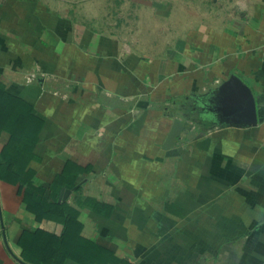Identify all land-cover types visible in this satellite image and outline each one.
I'll use <instances>...</instances> for the list:
<instances>
[{
  "label": "crops",
  "instance_id": "crops-1",
  "mask_svg": "<svg viewBox=\"0 0 264 264\" xmlns=\"http://www.w3.org/2000/svg\"><path fill=\"white\" fill-rule=\"evenodd\" d=\"M218 2L226 13L0 0V83L41 122L20 179L0 178V264H28L25 231L64 233L28 210L29 191L41 212H79L81 236L113 256L86 264H264V0ZM232 74L261 105L258 126L196 122L197 96ZM73 167L85 171L63 186Z\"/></svg>",
  "mask_w": 264,
  "mask_h": 264
},
{
  "label": "trees",
  "instance_id": "trees-1",
  "mask_svg": "<svg viewBox=\"0 0 264 264\" xmlns=\"http://www.w3.org/2000/svg\"><path fill=\"white\" fill-rule=\"evenodd\" d=\"M14 108L24 109L26 113L25 118L22 119V113L17 112ZM9 111L13 112L10 116L16 117L12 120L10 118L8 121L4 114ZM258 111L259 113L261 112V105L259 103ZM31 112V105L10 96L5 92V88L0 83V136L2 137L4 132L9 133V137L2 150L5 160L4 165L0 166V178L2 179L17 182L20 179V175L14 172V168L19 167L20 170H24L35 158L34 147L37 143V135L41 122ZM4 168L5 174L4 171L2 172ZM84 171L85 169L80 167L66 169L61 177L71 180V183L67 184L64 182L63 186L74 187L73 182L75 180L73 179ZM26 203L28 210L35 213L37 218L52 217L61 221L65 226L61 237L43 231L34 233L25 231L22 237V245L30 241V250L33 253L31 255L27 248L24 249L23 257L26 263L65 264V261L69 258L82 264H86L91 260L105 263L113 257L111 254L108 255L105 249L81 236L83 225L78 219L79 212H74L67 204L57 203L50 212H41L40 202L35 200V195L31 191L26 193ZM84 243H88L89 247H86ZM115 261L119 262L117 258H115Z\"/></svg>",
  "mask_w": 264,
  "mask_h": 264
},
{
  "label": "water",
  "instance_id": "water-1",
  "mask_svg": "<svg viewBox=\"0 0 264 264\" xmlns=\"http://www.w3.org/2000/svg\"><path fill=\"white\" fill-rule=\"evenodd\" d=\"M196 122H206L211 127L249 128L258 126L257 100L251 87L238 75L232 74L219 85L197 96ZM70 190H63L65 199Z\"/></svg>",
  "mask_w": 264,
  "mask_h": 264
},
{
  "label": "rangeland",
  "instance_id": "rangeland-1",
  "mask_svg": "<svg viewBox=\"0 0 264 264\" xmlns=\"http://www.w3.org/2000/svg\"><path fill=\"white\" fill-rule=\"evenodd\" d=\"M184 2L189 6L191 5L193 8L192 9H198L200 8L201 10L208 9L210 13H216L217 11H220V13H226L225 9L220 8L219 2L217 0V3H215V0H184ZM217 5V6H216ZM201 16L204 14L203 12H200Z\"/></svg>",
  "mask_w": 264,
  "mask_h": 264
}]
</instances>
